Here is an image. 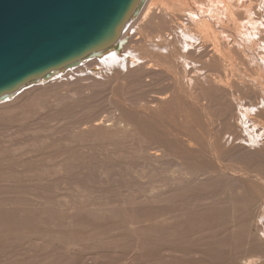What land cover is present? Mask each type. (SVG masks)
Returning a JSON list of instances; mask_svg holds the SVG:
<instances>
[{
    "label": "bare ground",
    "instance_id": "obj_1",
    "mask_svg": "<svg viewBox=\"0 0 264 264\" xmlns=\"http://www.w3.org/2000/svg\"><path fill=\"white\" fill-rule=\"evenodd\" d=\"M154 1L156 0H144L137 16L131 18L126 23V28L120 40L131 39L134 35L132 31L140 33L138 29H131L132 22L137 18H140L141 27L154 26L156 23L162 25L166 22H173L175 19L178 25L176 29L180 30V33L176 32V29L173 28L175 31L170 29L172 32L168 31L169 33L161 35L162 40L149 42L147 49L126 48L116 52L110 50L99 58L83 60L76 67L51 71L42 79H47L46 83L62 85L63 80L61 81L62 84H59V80L62 77L73 76L79 82H83L85 77L93 84H96L99 79H94L93 74H96L97 70L101 71L100 73H103V75L105 74V77L108 76L106 73L112 70H123L141 88V94L145 95V99L140 101L145 103L144 107L140 109L130 107L128 109L119 105L114 114H106L91 120L89 118L84 119L83 117L80 126L85 125V127L79 130L82 134L100 132L103 134H124L125 140L143 139L142 145L139 148V158L142 159V166L145 169V173L149 174L148 176H158L160 173L167 172V168L163 170L168 164L165 159L170 160L173 167L179 169L180 174L177 177L173 178L171 176V178L166 177V179H161L165 182H159V186L162 187L161 183H163L164 187L167 186L165 189L159 190L158 187H154L155 181L153 183L150 182L151 184L149 185L154 184L150 188L148 187L149 185L145 184V187H142L143 196L136 197L129 195L121 209L115 213L117 221H115V225L124 224L123 226L128 227L133 246L140 253V256L138 255L139 258H136V260L138 259L139 261L141 257L140 262L142 261L141 263L146 264L153 253L162 251L177 253L175 256L168 254L166 256V264H180L183 261L184 254L181 250H177L180 242L179 239L190 241L192 239L189 237L191 232H194L196 229L197 232H200L201 226L207 223L208 226L211 223L212 227L208 230L209 240L205 239V237H201L200 239L208 247H211L207 257L210 259L215 257L216 261H209L206 264H234L233 257L228 258L225 262L223 253L213 248L219 244L217 241L218 237L214 234L217 232L214 221L222 213L214 214V211H212L202 216L203 213L201 210H198V207L194 206L195 208H193L190 205L196 202L201 192L223 190L227 193L225 201L227 203L226 209L231 208V194L237 195L243 193L241 188H237V184L232 179L237 178L235 180L243 188L249 189L248 186H252L253 190L256 191L255 194L258 197L255 199V208L249 215L253 220L263 221L264 227V167H262L263 171L261 168V163L264 161V149L258 150L255 147L248 146L252 145V143L247 144L248 138L244 137L241 140L247 145H243L242 141L239 144L240 146L243 145L244 148L238 147L239 150L228 152L221 147L220 140H217L214 134L222 129L221 119L215 116L217 113L223 116L222 120L224 116H229L232 119L236 116L239 122L241 121L240 119L243 120V124L251 122L252 125H249L244 130L246 134H250L249 130L252 127H257V133L264 132V108L258 107L259 104H264V54L257 52L259 49L262 50V45L264 44V29L261 30V26L264 27V19L262 23V20L257 17L255 11L248 7L247 3L244 5V0H190L191 3H188L189 5L186 4V6L182 4V0H171L166 5L163 2V5L159 3L161 6L158 9L156 8V4L154 6ZM183 7H191L188 11H181V13L186 16L191 27L194 26L196 28L190 29L186 27L187 24L183 22L184 20L180 21L177 17L173 18V15H177V12L180 13V9H183ZM155 10L158 11L155 12ZM260 18L262 17L260 16ZM153 20L156 22H152ZM248 27H251V29ZM159 28L162 29L163 27L160 26ZM224 36L232 39L229 46L227 45L228 41L225 42L223 40ZM242 36H245L247 40H243ZM195 40L199 41L196 46L197 49L200 47L203 50H199V52H196V49L193 51L188 50L191 46L195 45ZM163 51L165 53H162ZM255 52H257V56L254 54ZM137 54L145 55L147 60L141 62V64H137ZM187 55L188 57H186ZM119 57L127 58V61L123 59L119 61ZM186 58H189L190 62H187ZM191 59L192 61L196 59V61L192 63ZM195 63L200 64L202 68L204 67L203 69L206 70L205 75L200 73L202 68L198 72V64L197 67H191ZM84 64H87L88 68H85ZM190 71H196L197 77H190L189 81H187L186 78H188ZM87 72L92 74L93 79L90 77L91 75H88L90 73ZM95 77L97 78V76ZM165 82L168 83L165 84ZM41 85L44 84H40L39 80L34 84L15 91L5 99H0V102L16 93L28 92ZM90 86L92 87L93 85ZM222 86H233L236 89L237 99L235 93L232 91L225 93L222 89H219ZM209 87L213 89L211 90ZM144 88L152 89L151 93L146 94V91L143 90ZM59 97L55 101L53 100V107L59 108L60 111H67L70 109L72 103L81 104L84 102V90L69 98L66 95L62 99H59ZM227 97L231 99H227ZM218 98L220 99L216 102L215 100ZM176 102L184 107L181 110L182 124L185 130L182 137L178 135L176 123L180 122V120L177 116L167 120L153 115L155 111L163 107L167 108L168 104L169 107H172L170 105H174ZM224 102L229 103L227 107H225L226 103ZM132 106L136 105L133 104ZM252 108L256 110L253 115L241 113V109H246L250 112ZM125 114H127L126 117ZM137 114H140L141 117H136ZM251 116H253L254 120L251 119ZM188 130H191L190 134ZM241 131L240 133H242ZM183 137H186V139H183ZM188 144H196V147H191ZM169 145L173 147L176 145L177 148H170ZM0 152L2 153V151ZM115 153L121 160L130 155V150L126 145H123ZM171 156H175L177 159L173 160L170 158ZM77 159L79 164L83 165V159L80 155H78ZM71 163L72 157L67 155L65 159L62 158L56 163V167L59 170L64 169ZM3 174H1L2 177H4ZM186 175L198 176V180L195 182L192 179L186 178ZM63 177L66 178V175ZM74 182L82 184V181L78 178ZM0 188L3 190L2 185ZM1 192L0 194L4 193ZM249 194L252 195V193ZM148 195L150 196L148 197ZM209 201L208 198L203 197L201 206L204 204L209 207ZM0 204L1 207L4 206L3 208L7 206L13 208V205L16 203H9L6 199L3 202L0 201ZM84 209L89 211L92 208L87 206ZM9 210L7 209L6 211L8 212ZM6 211H4L6 215H0V237L2 242L3 239L6 240L14 237L12 236V230L13 232L15 231L16 238V234L19 232L23 234L24 228H26L21 226L24 223L23 220L22 224H20L21 219L25 220V218L18 216L20 212L17 215L15 209L12 210L15 216L10 213L13 216L11 218V216L6 217L7 214L9 215ZM84 215H86L84 223H87L89 220L88 212ZM39 219L45 221V219H41L40 217H38L37 221ZM7 221H11L12 226H8L10 222L7 225ZM94 222L99 223L98 220ZM98 226L101 227V224H98ZM127 227L123 228L127 230ZM9 233L11 234L9 235ZM184 236L186 238H183ZM169 237H171L170 240L168 239ZM233 237L234 234L229 235L226 241ZM260 241L261 239L258 242L255 240V244L260 243ZM225 242L223 241L220 245ZM162 243L166 244L161 246L163 245ZM4 251L3 245L0 248V254H3ZM211 252L214 254H211ZM258 253L264 255V248L261 247V251ZM6 254L8 255V253ZM5 255L3 254L2 256ZM191 255L192 252H189L186 256L188 258ZM260 259L259 255L249 256L241 264H257ZM7 263H10V261ZM19 263L24 264V262ZM13 264L17 263L14 262Z\"/></svg>",
    "mask_w": 264,
    "mask_h": 264
},
{
    "label": "rangeland",
    "instance_id": "obj_2",
    "mask_svg": "<svg viewBox=\"0 0 264 264\" xmlns=\"http://www.w3.org/2000/svg\"><path fill=\"white\" fill-rule=\"evenodd\" d=\"M156 1H154V6L157 5L156 8L158 9L161 4L163 5L164 3L166 5L171 0ZM259 1L244 0V5L247 3L248 7L255 11L257 17L263 23L264 0ZM181 2L184 6L191 3L190 0H182ZM190 8L183 7V9H180V13L177 12V15H173V18L177 17L180 21L184 20L183 22L187 24L186 27L193 29L196 27H191L186 16L181 13V11H188ZM180 17L181 19H179ZM152 22L156 21L153 20ZM160 26L163 28L160 29ZM173 28H178L175 19L170 23L166 22L162 25L156 23L154 26L145 27L140 26V18L134 19L131 29H138L140 33L132 31L134 35L131 39L123 40L120 50L126 48L147 49L149 42L162 40L161 35L169 33L168 31L172 32L170 29ZM248 28L251 29V27ZM263 29L264 27L261 26V30ZM177 30L176 32L180 33V30ZM173 31L175 30L173 29ZM241 38L247 40L245 36ZM223 40L225 42L228 41V46L232 41L231 38H226L225 36ZM195 42V45L191 46L188 50L193 51L196 49V52L203 50L200 47L197 49L196 46L199 41L195 40ZM262 46V50H257L260 54H264V44ZM257 52L254 53L256 56ZM162 53L165 52L163 51ZM136 56L137 64H141V62L147 60L143 54H137ZM122 59L125 61L127 58L119 57V61H122ZM186 59L188 60L187 62H190L189 58ZM195 61L196 59L193 61L191 59L192 63ZM197 64L195 63L191 67H197ZM200 66L198 64V72L202 68ZM84 67L88 68L87 64H84ZM203 68L200 70V73L205 75L206 70ZM100 72L97 70V73L93 74L94 79H99L96 84H93L85 77L83 82H79L73 76L66 77L67 79L62 77L59 80L60 82L58 81L59 84H62L61 81L63 80L62 85L46 83L47 79H41L40 84L44 85L38 86L28 92L16 93L0 102V151H2V153L0 152V187L2 185L3 188V190L0 188V192H4H1L4 195L0 194V199L3 198L0 201L3 202L7 199L9 203H16V207L13 205V208L11 206L3 208L4 206L1 207L0 204L2 208H0V215H4V211L11 209L8 212L6 211L9 213L6 217L15 216L12 212L15 209L17 215L20 212L18 216L25 218V220L21 219L20 224H22L23 220L24 223L21 226L26 227L23 234L20 232L16 234V238L15 231L13 232V230L12 233L14 235L12 234V236L14 237L6 240L3 239V242L0 237V246L2 242V246L4 245L5 251L8 253V255L5 251L3 253L7 256H2V253L0 254V264H6L9 261L10 263L7 264H13L14 262L17 264H22L19 262H24V264H132L134 262L133 264H135L136 261V264H143L141 263L142 261L140 262L141 257L139 261L138 259L136 260V258H139L140 253L133 246L128 227L123 226L124 224L115 225V213L121 209L129 195L136 197L143 196L142 187H145V184L149 185L155 181L154 187H158L159 190L165 189L167 186L164 187L163 183H161L163 188L159 186V182L164 181L161 179H166V177L171 178V176L173 178L177 177L180 172L178 168L173 167L170 160L165 159L168 164L163 170L167 168V172L160 173L158 176L154 175L155 177L148 176L149 174L145 173V169L142 166V159L139 158V148L142 145L143 139L125 140L124 134L80 133V128L85 127V125L80 126L83 117L84 119L89 118L91 120L106 114H114L119 105L128 109L130 107L140 109L145 105L144 102H140L145 99V95L141 94V88L128 77L129 74L127 72L112 70L106 73L107 77ZM195 72L190 71L186 80L189 81L190 77L196 78L197 72ZM88 75H91L90 77L93 79L91 73ZM194 75L196 76L194 77ZM90 85L93 86L91 87ZM81 87L83 88L81 89ZM219 89H222L225 93L232 91L236 97V89L233 86H222ZM83 90V103H72L70 109L67 111H60L59 108L53 107V100L55 101L57 97L60 96L59 99H62L66 95L69 98L70 96L79 94ZM143 90L146 91V94H150L152 91L150 88H144ZM56 93H58V96L54 97ZM219 99L215 101L218 102ZM227 99L231 98L227 97ZM133 104L136 106H132ZM228 104L226 103L225 107ZM170 106L172 107H169L168 104L167 108L163 107L155 111L153 115L167 120L177 116L180 120V122L176 123L178 135L182 137L185 130L182 124L181 110L184 107L178 102ZM258 107L264 108V104H259ZM255 111L253 108L250 112L246 109H241L242 114L248 113L253 115ZM235 115L237 114L235 113ZM126 116L127 114H125ZM215 116L222 121V129L214 134L217 140H220L223 149L228 152H234L239 150L238 147L242 148L243 145L249 143H252V145H248L250 147H255L258 150L264 149V132L257 133V127H252L249 130L250 134H246L244 131L249 125H252L251 122L243 124V120L240 119V123L236 116L233 119L229 116H224L222 120L223 116L219 115V113ZM136 117H141V115L137 114ZM251 119L254 120L253 116H251ZM238 123L240 124L238 125ZM238 131L239 133L240 131L242 132L240 133L241 136ZM190 132L191 130H188L189 134ZM244 137L248 138L247 144L241 140ZM183 139H186V137H183ZM241 141L243 142L242 146L239 145ZM123 145H126L130 150V155L120 160L115 151L122 148ZM188 145L196 147V144ZM174 146L177 148L176 145ZM169 147L175 149L171 145ZM67 155L72 157V163L68 167L59 170L56 167V163L62 158L65 159ZM78 155L83 159V165L79 164ZM170 158L173 160L177 159L175 156H171ZM30 161L32 162L30 163ZM262 167H264V161L261 163ZM64 175H66V178L63 177ZM76 178L80 179L82 184L75 183ZM186 178L192 179L195 182L198 180V176L186 175ZM232 179L237 184V188H241L243 193L237 195L231 194V208L226 209L227 203L225 201L227 193L223 190H207L206 192L199 193L196 202L193 203L194 205L191 204L190 207H198V210H201L203 213L202 216L212 211H214V214L222 213L214 221L217 230L214 234L218 237L217 241L219 244L213 248L223 253L225 262L228 258L233 257L234 264H241L246 257L259 255L261 259L257 264H264V255L258 253L261 251V247L264 248L263 221L253 220L249 215L255 208L254 203L258 196L255 194L256 191L253 190L252 186H248L249 189L245 187L247 191L235 180L237 178ZM157 184L158 186H156ZM152 185L148 187L150 188ZM249 193H252V195ZM203 197L210 200L209 207L212 210L207 205L203 204L201 206ZM219 205L221 206L218 207ZM87 206L91 207L93 211L92 209L89 211L84 209ZM86 211L91 221L88 220L89 223H84ZM38 217L45 219V221L40 219L37 221ZM96 220H98V224H101V227L98 226L97 222H94ZM11 221L6 222L7 225L10 222L11 225L9 224L8 226H12L13 221ZM207 224L201 226L200 232H197V229L191 232L189 237L192 239L190 241L179 239L180 242L177 250H181L184 254V262L182 261L180 264H206L209 261H216L215 257L211 259L207 257L211 247H208L200 239L201 237H205V239L209 240L208 230L212 225L210 223L209 225L211 226H207ZM123 227H127V230ZM231 234H234V237L226 241L227 237ZM183 238L186 237L184 236ZM168 239L170 240L171 237ZM260 239V243L255 244V240L258 242ZM222 240L226 242L220 245L223 243ZM162 244L161 246H164L166 243ZM189 252H192V255L187 258L186 255ZM168 254L175 256L177 253L155 252L146 264H166V256ZM6 257L8 258L6 259Z\"/></svg>",
    "mask_w": 264,
    "mask_h": 264
},
{
    "label": "water",
    "instance_id": "obj_3",
    "mask_svg": "<svg viewBox=\"0 0 264 264\" xmlns=\"http://www.w3.org/2000/svg\"><path fill=\"white\" fill-rule=\"evenodd\" d=\"M144 0H0V99L119 51Z\"/></svg>",
    "mask_w": 264,
    "mask_h": 264
}]
</instances>
